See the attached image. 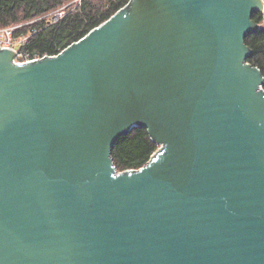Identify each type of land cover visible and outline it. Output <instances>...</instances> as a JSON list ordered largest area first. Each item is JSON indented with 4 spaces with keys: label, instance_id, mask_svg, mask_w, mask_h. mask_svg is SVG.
<instances>
[{
    "label": "water",
    "instance_id": "water-1",
    "mask_svg": "<svg viewBox=\"0 0 264 264\" xmlns=\"http://www.w3.org/2000/svg\"><path fill=\"white\" fill-rule=\"evenodd\" d=\"M264 0H130L56 55L0 47V264H264ZM159 144L139 169L112 149Z\"/></svg>",
    "mask_w": 264,
    "mask_h": 264
},
{
    "label": "trees",
    "instance_id": "trees-1",
    "mask_svg": "<svg viewBox=\"0 0 264 264\" xmlns=\"http://www.w3.org/2000/svg\"><path fill=\"white\" fill-rule=\"evenodd\" d=\"M129 0H0V27L17 25L15 35H28L22 45L32 55H56L80 40L92 29L109 19ZM63 12L55 18L56 12ZM259 25L246 35L252 51L248 62L260 68L264 75V12L252 15ZM264 86V84H263ZM159 144L147 128L135 127L120 137L112 149L118 171L139 169L153 157Z\"/></svg>",
    "mask_w": 264,
    "mask_h": 264
},
{
    "label": "built area",
    "instance_id": "built-area-1",
    "mask_svg": "<svg viewBox=\"0 0 264 264\" xmlns=\"http://www.w3.org/2000/svg\"><path fill=\"white\" fill-rule=\"evenodd\" d=\"M62 13L63 12L59 11L56 12L55 15L58 17V15L60 16ZM16 28H17L16 25L0 27V47H9L16 52L14 56V62H26L28 60L42 58L43 56H45V55L42 56L32 55L30 52H27L25 48L22 47V45L28 41L29 36L28 37L16 36L15 35Z\"/></svg>",
    "mask_w": 264,
    "mask_h": 264
},
{
    "label": "rangeland",
    "instance_id": "rangeland-1",
    "mask_svg": "<svg viewBox=\"0 0 264 264\" xmlns=\"http://www.w3.org/2000/svg\"><path fill=\"white\" fill-rule=\"evenodd\" d=\"M75 1H77V0H75ZM63 14V13H62ZM61 14V15H62ZM59 16V15H58ZM55 17H57L56 15H55ZM28 22H24V23H21V24H17L16 26H22V25H24V24H27ZM10 26H13V25H10ZM7 27V26H6ZM26 37H28V35H25ZM24 37V36H23ZM17 47H19V46H17Z\"/></svg>",
    "mask_w": 264,
    "mask_h": 264
}]
</instances>
